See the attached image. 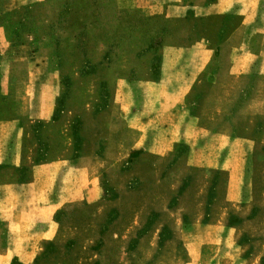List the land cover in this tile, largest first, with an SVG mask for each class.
Segmentation results:
<instances>
[{"label": "rangeland", "instance_id": "1", "mask_svg": "<svg viewBox=\"0 0 264 264\" xmlns=\"http://www.w3.org/2000/svg\"><path fill=\"white\" fill-rule=\"evenodd\" d=\"M220 1L0 0V185L19 187L20 223L0 190V264H264V91L256 62L216 82L241 25ZM86 153L90 201L44 209L21 189Z\"/></svg>", "mask_w": 264, "mask_h": 264}, {"label": "crops", "instance_id": "2", "mask_svg": "<svg viewBox=\"0 0 264 264\" xmlns=\"http://www.w3.org/2000/svg\"><path fill=\"white\" fill-rule=\"evenodd\" d=\"M258 1L264 0H221L219 3V10L221 11L224 6L239 9V17L241 25L239 31L235 32L231 37H237V41L227 40L222 46V62L223 69L216 75L217 80L225 74L227 65L232 64V68L236 71L238 79L242 81L250 74L252 65L256 62L258 64V72L254 76L257 77L256 90L264 91V17L263 24L259 27L251 26L255 18V8ZM243 36L246 38L242 41ZM235 60V64L232 63ZM216 84V83H215ZM255 112L264 113V104L260 103L255 109ZM167 131L173 133L171 139L163 141V143L171 144L177 140V135L174 130L170 129L168 125ZM264 129V128H263ZM197 121L191 123L186 129L184 134V141L188 142L189 138L198 132ZM196 134V133H195ZM259 142H264V136H261ZM139 142V141H138ZM131 151L134 152L139 148V144L133 143ZM207 148L203 149L205 156H200L199 160L205 162L204 165L208 168H213V163L216 157L207 154L208 150L213 148L217 151L220 149L219 138H215L212 142L208 143ZM71 158H60L58 160L50 159L44 163L30 167L29 177L30 182L21 187L27 189V193L31 195V200L38 203L39 207L44 209H62L76 201L87 200L90 201V195L95 196L100 193L99 180L97 178L98 168L92 163L89 155L83 154L82 157L73 161L70 164ZM14 166H19L20 161L14 160ZM226 167V166H225ZM228 170V168L226 167ZM232 172V171H231ZM17 187L14 183H3L0 185V190L5 194L3 200L8 201V210H4L2 216L8 222L10 229L16 223L20 224L15 217L9 214V209L12 210L18 203ZM87 192V194H86ZM240 191H236L237 197ZM89 196V197H88ZM87 197V198H86ZM8 199V200H7ZM228 203H235L234 201L227 200Z\"/></svg>", "mask_w": 264, "mask_h": 264}, {"label": "trees", "instance_id": "3", "mask_svg": "<svg viewBox=\"0 0 264 264\" xmlns=\"http://www.w3.org/2000/svg\"><path fill=\"white\" fill-rule=\"evenodd\" d=\"M229 226L231 227V226H233V223L230 221V223H229Z\"/></svg>", "mask_w": 264, "mask_h": 264}]
</instances>
